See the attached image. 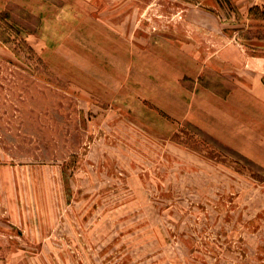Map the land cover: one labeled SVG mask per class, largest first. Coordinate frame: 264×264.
I'll use <instances>...</instances> for the list:
<instances>
[{
	"label": "rangeland",
	"instance_id": "rangeland-1",
	"mask_svg": "<svg viewBox=\"0 0 264 264\" xmlns=\"http://www.w3.org/2000/svg\"><path fill=\"white\" fill-rule=\"evenodd\" d=\"M237 1L0 0V264H264Z\"/></svg>",
	"mask_w": 264,
	"mask_h": 264
},
{
	"label": "crops",
	"instance_id": "crops-1",
	"mask_svg": "<svg viewBox=\"0 0 264 264\" xmlns=\"http://www.w3.org/2000/svg\"><path fill=\"white\" fill-rule=\"evenodd\" d=\"M243 4L238 6L239 14L243 18L250 19L253 9L260 4L264 6V0H238V4ZM257 42H264L263 39H256ZM243 62L241 65L240 72H242V80L244 84L235 82V89L232 90L231 94L246 93L250 98L256 100L258 104L264 106V82L262 78L264 77V58H250L245 51H242ZM251 159L256 161V157L249 154ZM264 164V162L262 161Z\"/></svg>",
	"mask_w": 264,
	"mask_h": 264
}]
</instances>
